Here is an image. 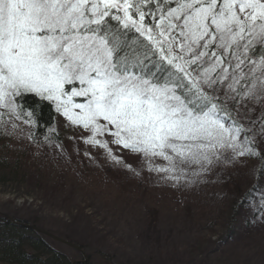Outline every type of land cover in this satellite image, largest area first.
<instances>
[{
    "label": "snow or ice",
    "instance_id": "1",
    "mask_svg": "<svg viewBox=\"0 0 264 264\" xmlns=\"http://www.w3.org/2000/svg\"><path fill=\"white\" fill-rule=\"evenodd\" d=\"M29 94L85 143L112 156L98 138L110 136L175 181L184 165L264 161V0H0V122L35 125ZM248 99L261 102L259 152Z\"/></svg>",
    "mask_w": 264,
    "mask_h": 264
},
{
    "label": "rangeland",
    "instance_id": "2",
    "mask_svg": "<svg viewBox=\"0 0 264 264\" xmlns=\"http://www.w3.org/2000/svg\"><path fill=\"white\" fill-rule=\"evenodd\" d=\"M25 120L6 113L0 122V220L30 222L74 243L89 264H264L257 156L221 160L205 171L184 165L186 175L175 181L149 171L142 155L112 144V137H98L109 142L117 163L104 148L85 143L90 133L59 113L51 132L66 138L61 147L37 143ZM233 186L240 197L256 188L236 219ZM40 238L70 261L81 260L72 248Z\"/></svg>",
    "mask_w": 264,
    "mask_h": 264
},
{
    "label": "trees",
    "instance_id": "3",
    "mask_svg": "<svg viewBox=\"0 0 264 264\" xmlns=\"http://www.w3.org/2000/svg\"><path fill=\"white\" fill-rule=\"evenodd\" d=\"M18 99L23 101L24 110L32 111L34 113L36 123L35 125H30V124L29 125L31 128V132L34 135V138L37 141V143L46 144L48 146H53V147H61V144H64L66 142V138L61 134H59L61 136L60 137L57 133L51 132V130L55 126V122L57 118V112L55 110V107L49 102L41 100L39 97H36L35 95H32V94H29L27 96H24ZM260 103L261 102L256 101L254 102V104H250V103L247 104L243 101V104L248 105L249 109L251 110L249 111L250 114L248 115L256 119L255 124H251L247 120L244 121V123L252 129V131L248 133L250 137H252L255 133H257L260 130V125H261V120L259 119V114H260L261 109H258V108L253 109L250 107H254ZM22 118L27 119V117L23 115H22ZM258 140L260 142L262 140L261 133L258 136ZM259 145L260 143L257 146V152L260 151ZM255 160L257 162L258 182L261 183V180L264 179V175H262V173H264V161H262L259 156H257ZM255 189L256 188L249 190L243 197H240L242 196L241 189L237 186L232 187L231 191H233V193L231 192V196H233L234 198L239 197L238 199H233V202L235 204L234 209H233L234 219L238 217V211L236 210L243 209L242 208L243 206L245 208L254 200L253 196L256 191ZM3 221L6 222V224L3 225V223H0V231L2 229L3 233L9 234L15 240L20 241L22 243V247L19 248L12 244L4 242L0 234V240H2L0 243V253L2 254V257H1L2 260L6 261L9 264L10 263L25 264V262H33L35 258L31 259L30 256L32 255H28L22 249L23 243L25 242V240H27L28 242L31 241V239L27 237V236H30V234L21 227H17V226L14 227L13 225H11V223L6 218L5 219L3 218V220L0 222H3ZM37 237L42 241V239L40 238V235H37ZM35 246L37 245L35 244ZM37 250H38V247H37ZM42 250L44 251L47 250L48 252L50 251V253H52V257L47 261V264H54V263L58 264V262L61 261L60 257L62 256L60 255V253H58L56 250L55 251H52V249L50 250V248L47 247V245L45 246L43 242H42ZM37 254H38V251H37ZM62 258L65 259L64 257Z\"/></svg>",
    "mask_w": 264,
    "mask_h": 264
},
{
    "label": "bare ground",
    "instance_id": "4",
    "mask_svg": "<svg viewBox=\"0 0 264 264\" xmlns=\"http://www.w3.org/2000/svg\"><path fill=\"white\" fill-rule=\"evenodd\" d=\"M1 218L2 219L0 221H2L3 218L4 219L6 218L11 223V225H13L14 227L17 226V225L12 224V221H14V220H10L6 216H1ZM17 223L23 224V226H17V227H21V228L25 229L30 234V236H27V237L31 239V241H29V242L27 240H25V242L23 243V248L22 249L28 255H32V256H30L31 259L32 258H35L33 262H25V264H47V261L52 257V253H50V251L48 252L47 250L46 251L42 250V241L37 237V235H41V234H39L37 232L36 227L33 224H31L30 222H27V224H26L24 222L17 221ZM4 224H6V223H3V225ZM0 234H1L2 240L4 242L9 243V244H12V245H14L16 247H19V248L22 247V243L20 241L15 240L9 234L3 233V230L2 229L0 231ZM173 239L179 240L176 237H174ZM2 240H0V243H1ZM35 244L37 246H35ZM72 244H74V243H72ZM75 246H77L79 249H74V248H72V249L74 251H76L80 255L81 260L70 261V259L66 255L60 253V255L62 257H64L66 259V261L69 262V263H67L65 261V259H63L62 257H60V260L61 261L58 262V264H89L90 263L91 259L89 257H87L86 254H84V251H83L82 247H79L78 245H75ZM37 247H38V250H37ZM47 247H49L48 244H47ZM67 247H69V246H67ZM37 251H38V254H37ZM52 251H55V249H52ZM35 254H37V255H35ZM1 257H2V254L0 253V263L1 264H9L6 261L2 260ZM10 264H14V263H10ZM54 264H57V263H54Z\"/></svg>",
    "mask_w": 264,
    "mask_h": 264
},
{
    "label": "water",
    "instance_id": "5",
    "mask_svg": "<svg viewBox=\"0 0 264 264\" xmlns=\"http://www.w3.org/2000/svg\"><path fill=\"white\" fill-rule=\"evenodd\" d=\"M12 224L17 225V226H23V224H20V223L14 222V221H12ZM36 230H37V232H38L39 234H43V235L47 236L48 238L54 240L55 242L62 243V244H64V245H67V246H69V247H71V248H74V249H79L77 246H75V244H72V243H70L69 241H66V240H64V239H61V238H59V237H56V236H54V235L51 234V233H47V232L42 231V230L37 229V228H36Z\"/></svg>",
    "mask_w": 264,
    "mask_h": 264
},
{
    "label": "flooded vegetation",
    "instance_id": "6",
    "mask_svg": "<svg viewBox=\"0 0 264 264\" xmlns=\"http://www.w3.org/2000/svg\"><path fill=\"white\" fill-rule=\"evenodd\" d=\"M0 223H6V222L3 221V222H0Z\"/></svg>",
    "mask_w": 264,
    "mask_h": 264
}]
</instances>
